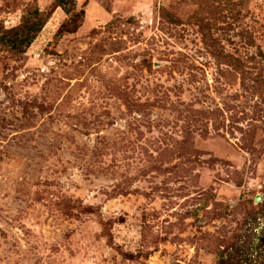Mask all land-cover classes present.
Wrapping results in <instances>:
<instances>
[{"label": "rangeland", "instance_id": "1", "mask_svg": "<svg viewBox=\"0 0 264 264\" xmlns=\"http://www.w3.org/2000/svg\"><path fill=\"white\" fill-rule=\"evenodd\" d=\"M0 264H264V0H0Z\"/></svg>", "mask_w": 264, "mask_h": 264}, {"label": "trees", "instance_id": "2", "mask_svg": "<svg viewBox=\"0 0 264 264\" xmlns=\"http://www.w3.org/2000/svg\"><path fill=\"white\" fill-rule=\"evenodd\" d=\"M44 26L45 20L42 13L36 9L23 19L18 28L0 34V47L15 55H22L32 46Z\"/></svg>", "mask_w": 264, "mask_h": 264}]
</instances>
